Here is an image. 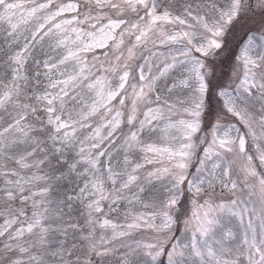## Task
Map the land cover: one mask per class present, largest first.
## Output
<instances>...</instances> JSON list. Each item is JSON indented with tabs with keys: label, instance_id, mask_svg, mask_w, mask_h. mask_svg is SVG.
<instances>
[{
	"label": "snow or ice",
	"instance_id": "1",
	"mask_svg": "<svg viewBox=\"0 0 264 264\" xmlns=\"http://www.w3.org/2000/svg\"><path fill=\"white\" fill-rule=\"evenodd\" d=\"M29 2L33 6L21 14L20 20L28 24L34 19L36 23L28 30L29 35L22 36L18 35L20 24L13 23V17L25 4L0 0V22L9 25L6 46L0 47V56L4 58L0 62L11 70L10 77L0 78L7 80L0 88V161H12L16 165L9 168L7 163H0V177H3L0 200L7 209V216L0 211L3 217L0 264H104L114 251L108 247L111 241L131 232L117 231L121 226L103 216V202L110 201V207L114 206L126 198L125 191L139 200L133 188L144 192L145 185L161 178L159 169H145V164L159 162V157L174 161L173 187L167 189L168 197L158 212L150 218L137 215L126 226L127 229L146 226L158 235L150 241L138 240L134 245L123 246L125 251L118 264H157L161 256L166 257L167 264H264V175L257 173L252 166L254 157L246 151L250 137L256 149L255 158L264 165V31L259 35L252 30L245 33L236 57L239 82L230 91L223 87L217 91L218 97L226 98L223 99L225 111L238 118L248 131L232 137L229 133L233 129H227L218 136L223 126L217 121L212 126V141L199 161V175L191 180L186 175L195 150L193 136L201 129L205 96L212 89L214 72L208 58L222 49L220 38L240 18L242 0H83V5L81 0ZM260 7L264 10V0H260ZM105 8L114 12L116 18L103 15ZM141 10L143 16L139 15ZM128 12L135 13L142 23L125 19ZM66 13L75 15L71 19H59ZM74 24L77 27H72ZM81 24H88L93 31L84 32L78 27ZM165 25L184 28L173 33L166 31ZM153 34L162 37L161 46L183 44L179 50L183 59L149 50L150 56L164 58L156 62L144 57V63L137 65L138 81L142 83L129 85L128 61L136 58V48L146 45ZM125 35L134 38L135 43L127 48L128 55L122 59L124 53L120 49ZM82 37L90 39L85 42ZM45 41L47 52L43 51ZM109 41L113 43L110 45ZM153 46H157L156 41ZM105 47L118 53L114 57L117 63L110 67L89 65L81 55ZM29 59L37 66V84L41 75L49 81L42 92L32 95H27L25 87L31 82ZM109 72L118 73L115 87L108 79ZM174 72L180 75L165 83L164 92L171 95L191 91L190 107L183 110L192 118L167 122L157 129L152 127L153 123L168 121L165 110L172 113L176 104L165 98L160 105L162 97L156 95L158 106L141 113L144 119L137 115L138 105L147 104L150 94L159 91L158 81ZM126 86L132 88L131 111L126 117L131 128L118 142L113 137L124 114L117 110L115 115H110L114 111L110 105L117 98L120 105L125 104ZM177 103L183 106L185 101L178 99ZM257 104L259 117L255 118L253 110ZM5 115L8 120L3 126ZM97 116L104 122L93 128L90 121ZM254 125L259 126V133ZM77 127L91 131L78 140ZM102 128L106 130L104 135ZM171 129L181 132L185 141L178 149L158 147L142 139L146 130L167 136ZM9 135L14 138L10 140ZM85 141H90L91 149L98 151L86 152ZM106 141L114 148L119 144L118 152L122 153V156L112 155L107 163L100 157H107L108 152L99 150ZM13 147L20 150L9 152ZM226 153L239 155L244 161L235 178V161ZM33 168L36 172H25ZM163 172L169 173L170 169L165 167ZM253 179L258 183H251ZM63 181L73 185L70 192L61 191ZM185 181L195 196H207V199L202 203L194 201V210L185 221L190 236L187 242H182L167 233L174 223L170 213L179 203L180 185ZM217 188L221 190L220 198H216ZM257 188L258 210L255 206L249 208L248 201L241 198L246 189H250L248 196L256 195ZM224 190L229 194L227 197ZM16 201L19 205L13 208ZM77 205H82L84 211H79ZM80 216L82 221L78 219ZM157 216L161 218L158 225L152 222ZM234 220L238 227L242 226L239 237L233 231ZM97 229L105 234L98 235ZM108 230L111 239L107 238Z\"/></svg>",
	"mask_w": 264,
	"mask_h": 264
},
{
	"label": "rangeland",
	"instance_id": "2",
	"mask_svg": "<svg viewBox=\"0 0 264 264\" xmlns=\"http://www.w3.org/2000/svg\"><path fill=\"white\" fill-rule=\"evenodd\" d=\"M10 2H17V3H24L25 7L22 9H19L16 11L15 16L13 17V23H19L20 27L18 29V35L27 36L29 35V29L34 26L36 21L33 19L28 24H24L21 22L20 17L21 14H26L27 8L32 7L33 5L29 2V0H10ZM37 2H43V0H37ZM58 3L61 2V0H57ZM63 2H68V0H63ZM81 5H83V0H81ZM2 11V10H0ZM99 11V10H97ZM81 12H84L83 6H81ZM75 14L74 13H66L64 17H61L59 19H71ZM93 15H96V12H93ZM103 15L105 16H111L112 18H116V14L109 9L105 8L103 9ZM139 15L143 16L144 12L143 10L140 11ZM125 19H129L132 22H139L137 20L136 14L128 12L125 14ZM103 23H106V21H103ZM100 25L98 24V27ZM72 27H77V25H72ZM79 28L83 29L84 32L93 31V29L88 24H81L78 26ZM9 28V25L5 22H0V42L3 41L4 44L7 41V32L6 29ZM184 26L180 25H165V30L169 32H175L178 30H182ZM249 30H252V32L259 35L260 31H264V10L260 7V0H242V11L240 18L235 21L232 25H230L229 29L225 32L223 37H221V43H222V49L217 50V54L212 55L208 58L209 61V67L212 68L214 75L211 77L212 79V89L209 92V95L207 94L205 96L204 100V109L202 112V116L200 118L201 120V129L193 136V142L195 144V150L194 155L192 156V159L189 163V167L186 171V175L188 176V179L191 180L195 176L199 175L197 172V168L199 167V161L204 158V149L209 147V144L212 141V126L219 121V123L223 126L218 132V136H222L224 131L227 129H233L229 135L232 137H235L238 134H244L248 131V129L241 124L238 118L233 117L231 114H228L223 105V99L226 98H220L217 96V91L219 88L223 87L225 89H228L229 91L232 88H235L236 85L239 82V76H240V70L239 65L237 63L236 57L240 53V42H238L239 38L242 37V40L245 37V33L249 32ZM119 32V30H117ZM69 36H72V38H75L74 35L69 32ZM82 39L85 40V42H88L90 38L88 37H82ZM120 37L117 35V41H119ZM124 39V45L121 46L120 51L124 53V57L122 59H125L128 55L127 48L131 47L135 41L134 38H130L128 35H125L123 37ZM162 39V37H159L158 35H151V39L146 45H143L142 47L136 48V58L128 61L131 76L129 79V85H135L137 83H142L138 81V71H137V65L144 63V57H147L149 60H156V62H159V60H162L163 56L153 57L150 56L149 50L154 53H164L165 56L171 57V56H177L179 57V50L183 48V44L176 43V44H167V45H159V40ZM241 40V41H242ZM153 41H156L157 46H153ZM23 39H20V43L23 44ZM110 45L113 43L112 41L108 42ZM48 42H44L43 51L47 52L49 51L47 47ZM70 47H74L71 44ZM181 46V47H180ZM1 47V46H0ZM4 47V46H3ZM40 52V50H39ZM53 56L56 55V53H52ZM118 53L115 51L114 48L111 47H105V48H95L92 51L81 53V55L86 59L87 63L89 65L96 64L97 67H100L101 65L110 67L113 64H116L115 61V55ZM180 59H183V57H179ZM2 59H4L2 57ZM28 73L33 74L35 76L36 68L35 65L31 63V60L29 59L28 64ZM10 69L7 67V65L3 68L1 73H8ZM41 72H43V69H40ZM68 71H71V66H69ZM95 71V70H94ZM153 73H155V69H152ZM147 74V73H146ZM179 72L172 73L171 76L162 79L161 81H158L159 84V91L156 93L150 94V99L147 104H139L138 105V112L137 115L139 119H144L143 113L144 111H147L148 107H151L155 109L158 106V103L160 105L163 104V99H168L170 103H175L176 107L173 109L172 113H168L167 110H165V115L169 118L168 121H155L152 125L154 128H162L164 127L165 123L167 122H176L180 119H191L192 117L184 112V107H190V100L188 97L192 95V92L189 90H183L174 92L171 95L164 92V85L167 81L171 80L173 77H179ZM108 79L111 81L112 86L115 87L116 83L118 82V73H107ZM57 78H59V74L57 73ZM41 83V87L44 89L49 81L46 79L43 75L39 78V83ZM5 83V82H4ZM3 85V83H2ZM39 84L36 85V87ZM35 91L37 88L30 85ZM42 92V90L40 91ZM125 98V104L120 105L119 104V98L117 100L112 101V104L110 105L114 111L110 115H115V111H121L124 115L120 117L122 120L120 129L117 130L115 133L113 139L116 141H122L123 137L127 135L129 132L131 126L126 123V117L127 114L131 111V97H132V88L130 86H126V93L123 94ZM161 95L162 99L160 102H155V96ZM178 99H183L185 101V104L181 106L179 103H177ZM43 114V113H42ZM253 115L255 118L259 117V105L257 104L256 109L253 110ZM110 118V116H109ZM99 116L93 117L90 123L93 125V128L103 123ZM256 127L257 132L259 133L260 129L258 125H254ZM90 129H80V134L82 132H89ZM106 134L105 129H101V135ZM83 137V136H82ZM142 139L145 143H152L158 147H169L173 150L178 149L183 142H185L182 138L181 132H179L177 129H171L169 134L167 136L163 135L161 132L156 131L154 133H148L147 130L142 134ZM108 143L105 142L103 145H101V148L99 150L108 152H111V150L117 149L119 147V144H117V147H113L112 144H108V147H106ZM85 146L87 149L86 152H93L95 153L98 151L97 149H91L90 147V141H85ZM218 150V149H217ZM246 151L249 155H252L254 157L252 161V166L255 167L256 171L260 175H264V165L260 164V161L256 157V149L253 141L251 138H248V142L246 145ZM141 157L143 156V153L140 154ZM229 159L234 160L235 163L233 165V172H234V178L235 174L238 172L240 166L244 163L241 156L239 155H233L231 153L225 154ZM151 157V154H149ZM101 160L104 162L108 159L107 157H100ZM215 159V157H213ZM159 162H154L153 164H145V169L148 171L160 170V176L161 178L159 180H153L152 184L145 185V191L139 192L138 189L135 187L133 188V192H136L137 195L140 197L139 200H136L132 197V194L130 192L125 191L124 196L125 199H121L117 202L116 205L110 207V201L103 202V216L110 218L114 223L117 225H120L121 228L117 229L119 230H127L131 232V235L120 237L118 239L112 240L111 244L108 245V247L112 248L114 251L111 255L105 258L104 264H118L119 257L123 254L125 251V248L123 246L126 245H134L135 241H150L153 238H155L158 234L151 228H148L146 226H142L139 229H127V224L132 223L133 219L137 215L143 214L145 218H150L151 214L154 212H158L160 210V207L162 205V202L165 201L168 197L167 189L173 187L174 183V170L172 169V165L174 161H169L165 157H159ZM140 162H143L141 159ZM209 166L211 165V161H208ZM167 167L170 169L169 173H164L163 169ZM33 169H28V173H33ZM253 184H257L258 181L256 179H253L251 181ZM181 194L179 196V203L176 206L175 209L171 211V215L173 217L174 223L172 224L171 232L167 233V235L172 236L174 238H179L182 242H187V239L190 236V229L186 228L185 221L189 219L191 216L193 210H194V201L202 203L203 200L207 199V196H195L194 190H190L189 184L187 181L185 183L180 185ZM61 191L63 192L64 189L62 188ZM248 191L250 189L244 190V193L242 195V199H245L248 201L249 208L255 206L257 210L259 209L260 205L258 203V188H257V194L253 196H248ZM221 190L217 188L216 191V198H220ZM229 194L227 193V190H224V196L227 197ZM129 200H132L131 203H129ZM19 205V201H16L12 204L13 208H16ZM145 205H148L147 207ZM77 208L79 211L83 212L84 209L82 205H77ZM0 211L4 212V215L7 216V209L4 208V203L2 200H0ZM81 221L83 220V217H78ZM155 224H159L161 222V218L159 216L155 217V219L152 221ZM3 223V217H0V224ZM242 230V226L238 227L237 222L233 221V231L237 234L239 237ZM98 235H104L105 233L97 229ZM111 230H108L107 232V238L111 239ZM157 264H167V259L165 256H161L159 258V261Z\"/></svg>",
	"mask_w": 264,
	"mask_h": 264
},
{
	"label": "trees",
	"instance_id": "3",
	"mask_svg": "<svg viewBox=\"0 0 264 264\" xmlns=\"http://www.w3.org/2000/svg\"><path fill=\"white\" fill-rule=\"evenodd\" d=\"M241 40H242V37H240L239 38V40H238V42H241ZM6 43V42H5ZM0 46L1 47H5L6 46V44H4V42L3 41H1L0 42ZM181 47V46H180ZM45 48V47H44ZM39 50H40V48H39V46H37V49H36V55L37 56H39V54H40V52H39ZM3 59H2V56H0V61H2ZM31 60V59H30ZM31 63L33 64V62H32V60H31ZM7 64H5V63H2V62H0V78H2V77H10V71L11 70H9L8 72H9V74L8 73H1L2 72V70H3V68L6 66ZM33 65H35V64H33ZM35 67H37L36 65H35ZM28 75H29V79H30V83L29 84H27L25 87H26V91H27V95H32L33 93H37V92H40L41 90L43 91L44 89L41 87V83L42 82H40L39 83V85L36 87V85H37V81H36V78H35V76L33 75V74H30V73H28ZM4 82H7V80H2V79H0V88H2V83H4ZM30 85H32L33 87H35V88H37V90L35 91L32 87H30ZM210 92V91H209ZM208 95H209V93H208ZM11 110V109H10ZM41 115H43L42 113H40ZM4 125L3 126H6V122H7V120H8V117L5 115L4 116ZM79 128L77 127V133H76V136H77V139L78 140H82V139H84L85 138V136H87V135H89V133H90V131L89 132H82L81 134H80V132H79ZM83 136V137H82ZM14 137L12 136V135H9V139L11 140V139H13ZM107 142V141H106ZM108 143V142H107ZM109 144V143H108ZM108 144L106 145V147H108ZM85 145V144H84ZM22 147V146H21ZM85 149H87L85 146H83ZM118 149H119V147L117 148V149H114V150H111V152H109V155H108V159L112 156V155H117V154H119V155H121L122 156V153H119L118 152ZM20 149H19V147H13V148H11V149H9L8 151L9 152H17V151H19ZM92 152V151H91ZM69 155H74V153H71V154H69ZM107 159V160H108ZM107 160L105 161V163H107ZM0 163H7V165H8V167L9 168H15L16 167V165L12 162V161H0ZM33 172H36V169H34L33 168ZM45 171H47V169H44ZM25 172L27 173V174H31V173H28V170H25ZM3 179V177H0V180H2ZM63 183V185H64V187H63V189H64V191L65 190H67V191H71V188H72V184L69 182V181H63L62 182Z\"/></svg>",
	"mask_w": 264,
	"mask_h": 264
}]
</instances>
